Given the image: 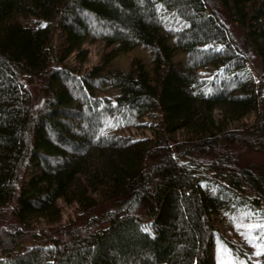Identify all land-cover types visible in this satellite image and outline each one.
I'll use <instances>...</instances> for the list:
<instances>
[{
	"label": "trees",
	"instance_id": "obj_1",
	"mask_svg": "<svg viewBox=\"0 0 264 264\" xmlns=\"http://www.w3.org/2000/svg\"><path fill=\"white\" fill-rule=\"evenodd\" d=\"M88 41L114 52L76 71ZM138 46L151 72L112 65ZM243 148L264 152V0H0V264H264Z\"/></svg>",
	"mask_w": 264,
	"mask_h": 264
},
{
	"label": "rangeland",
	"instance_id": "obj_2",
	"mask_svg": "<svg viewBox=\"0 0 264 264\" xmlns=\"http://www.w3.org/2000/svg\"><path fill=\"white\" fill-rule=\"evenodd\" d=\"M62 43V39L58 40V45ZM170 43L175 48L174 58L176 61H186L187 55L176 48V44L174 39H170ZM85 48L88 50V55L83 62H79L76 59V56L73 55L67 60L65 63L74 68L76 71L83 72L84 70L90 68L91 66L98 64L101 62L106 55H111L114 52L115 45L107 46L104 41H88L85 45ZM141 60L146 69L151 72L153 68V56L150 51L145 48L144 46H138L130 52L121 53L117 55H113L112 58V65L115 67L121 68L123 70H128L130 68L131 62L134 59ZM101 95H114V90L110 88H104L100 91ZM254 120V114H250L245 117L240 122L236 123L234 126L240 127L244 124H249ZM138 136H145L149 135V131H140V130H133ZM239 158H241V162L244 165H255L257 166L263 173H264V152H256L252 150L240 149L239 150ZM62 205V216L61 222L65 223L69 220L72 216L75 215L76 207L74 205ZM38 226H46L48 225L46 220L44 219H36L35 221Z\"/></svg>",
	"mask_w": 264,
	"mask_h": 264
}]
</instances>
